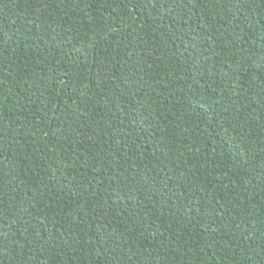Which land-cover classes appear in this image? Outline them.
Returning a JSON list of instances; mask_svg holds the SVG:
<instances>
[{
	"label": "trees",
	"instance_id": "trees-1",
	"mask_svg": "<svg viewBox=\"0 0 264 264\" xmlns=\"http://www.w3.org/2000/svg\"><path fill=\"white\" fill-rule=\"evenodd\" d=\"M0 264H264V0H0Z\"/></svg>",
	"mask_w": 264,
	"mask_h": 264
}]
</instances>
